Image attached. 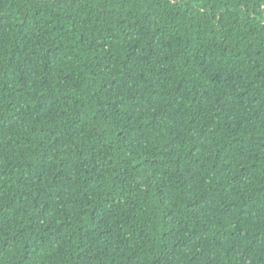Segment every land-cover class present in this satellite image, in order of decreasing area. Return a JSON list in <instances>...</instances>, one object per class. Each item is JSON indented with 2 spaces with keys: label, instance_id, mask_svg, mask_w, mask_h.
<instances>
[{
  "label": "trees",
  "instance_id": "16d2710c",
  "mask_svg": "<svg viewBox=\"0 0 264 264\" xmlns=\"http://www.w3.org/2000/svg\"><path fill=\"white\" fill-rule=\"evenodd\" d=\"M0 264H264V0H0Z\"/></svg>",
  "mask_w": 264,
  "mask_h": 264
}]
</instances>
